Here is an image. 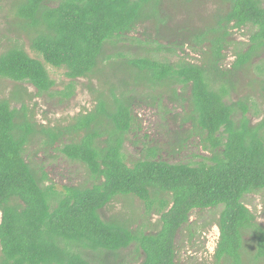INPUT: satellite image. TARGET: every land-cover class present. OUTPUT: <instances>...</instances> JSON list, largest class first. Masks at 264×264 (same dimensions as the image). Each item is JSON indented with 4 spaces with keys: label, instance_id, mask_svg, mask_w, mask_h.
<instances>
[{
    "label": "trees",
    "instance_id": "trees-1",
    "mask_svg": "<svg viewBox=\"0 0 264 264\" xmlns=\"http://www.w3.org/2000/svg\"><path fill=\"white\" fill-rule=\"evenodd\" d=\"M223 1L226 9L188 44L202 56L198 61L185 58L194 57L185 51L186 41L170 60L145 49L152 36L129 35L147 21H167L162 0H12L13 30L42 60L17 37L0 53V78L30 83L39 96L59 94L60 102L72 96L78 78H96L101 88L91 109L57 124L35 119L28 105L33 95L24 86L0 97V264H104L75 247L115 253L133 243L143 252L138 264H176V233L194 209L215 207V257L232 264L264 261V226L243 201L264 190V117L252 123L245 99L228 102L223 78L264 52V0ZM233 29H248V38L233 52L230 68H223L224 51L237 41ZM130 40L141 47H127ZM47 64L65 70L63 89L53 88ZM108 71L111 77L104 75ZM139 90H147L152 103L156 93L186 101L190 111L182 121L200 131L208 156L195 164L169 162L156 146H147L129 165L124 144L137 124ZM32 144L83 163L94 183L57 188L27 156ZM119 194L139 198L147 213L155 209L159 230L144 234L125 220L103 219L100 210Z\"/></svg>",
    "mask_w": 264,
    "mask_h": 264
},
{
    "label": "rangeland",
    "instance_id": "rangeland-1",
    "mask_svg": "<svg viewBox=\"0 0 264 264\" xmlns=\"http://www.w3.org/2000/svg\"><path fill=\"white\" fill-rule=\"evenodd\" d=\"M11 3L12 0H0V53L18 37L13 30L10 14ZM162 6L167 14V21L164 24L147 21L137 26L129 35H139L140 38L152 36L154 43L148 44L145 49L150 47L157 49L156 54L170 57V60L178 58L177 54L181 50L179 51L177 45L186 41L185 51L194 57L185 56V58L200 61L202 56L198 52V55L192 54L188 44L191 43L194 34L204 30L213 22L212 19L216 12L226 9L227 4L223 0H162ZM247 33L248 29L232 30L231 37L237 41L231 43L224 51L225 59L221 63L223 68H230L229 63L234 60L233 52L238 47L245 46ZM18 38L24 43L25 49L31 56L42 60L30 48L27 38ZM126 45L131 49L141 47V44L135 40H130ZM120 47L126 50L124 42L120 43ZM170 48L175 52H170ZM250 63L248 67L239 70L232 69V72L224 75L223 78L229 87L227 101L245 99L249 107L247 115L252 123H256L264 117V84H262L264 52L254 57ZM47 69L56 82L53 88L63 89L69 82L64 74L65 70L48 64ZM122 74L123 71L119 73V76ZM104 75L111 77L112 73L108 71L104 72ZM17 86L26 87L33 95V98L28 100V105L33 109L35 119L44 124L66 123L79 112L91 109L96 103L97 90L101 88L96 78L91 80L78 78L72 96L60 102L59 94L52 97L47 94L39 96L35 94L36 88L30 83H19L0 78V97L9 96ZM146 93L147 90H139L135 93L133 114L137 118V124L133 125L128 132L124 144L127 163L131 165L140 158L143 148L147 146H156L159 149V158L169 162L195 164L204 156H208L203 148L204 142L200 131L193 128L191 122L182 121L190 111L188 103L186 101L178 103L177 100H172L169 97L170 93H156V101L152 103V100L145 98ZM15 105L19 107V104ZM58 146L60 144L55 145V147ZM26 154L44 168L57 188L63 185L90 186L94 183L83 163L70 160L56 148L45 151L39 149L37 144H32L28 147ZM243 201L255 214L256 220L264 226V190L247 194ZM153 211L147 213L143 202L134 195L119 194L100 210V215L105 220H125L132 229L144 234H153L160 228L159 214L155 212V209ZM219 211L220 207H215L194 209L190 213L188 222L179 229L175 236L176 264H232L229 259L218 260L215 257L220 234ZM246 241L251 243L248 236H246ZM75 249L87 259L104 264H138L143 259V252L135 243L115 253L84 250L79 246ZM246 260L243 264H250L249 259ZM257 264H264V261Z\"/></svg>",
    "mask_w": 264,
    "mask_h": 264
}]
</instances>
